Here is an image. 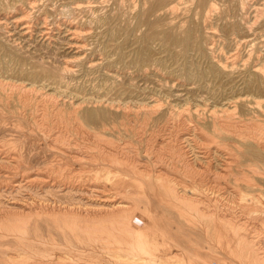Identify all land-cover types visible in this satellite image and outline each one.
Segmentation results:
<instances>
[{
  "label": "rangeland",
  "instance_id": "1",
  "mask_svg": "<svg viewBox=\"0 0 264 264\" xmlns=\"http://www.w3.org/2000/svg\"><path fill=\"white\" fill-rule=\"evenodd\" d=\"M88 110L101 112L103 125L87 122ZM219 121L264 138V0H0V264L15 248L1 216L21 219L32 207L91 212L107 196L156 224L155 261L264 260L261 208L247 206L242 218L229 206L264 199V155L220 170L215 146L228 153L244 140L216 133ZM185 162L194 169L183 171ZM183 187L209 202L206 217L175 203ZM213 212L232 217L230 231ZM57 217L33 218L31 233L65 245Z\"/></svg>",
  "mask_w": 264,
  "mask_h": 264
},
{
  "label": "bare ground",
  "instance_id": "2",
  "mask_svg": "<svg viewBox=\"0 0 264 264\" xmlns=\"http://www.w3.org/2000/svg\"><path fill=\"white\" fill-rule=\"evenodd\" d=\"M29 5V4H28ZM76 7L80 6V4H75ZM166 5V4H165ZM67 7V6H66ZM151 7V6H150ZM225 16L226 13H225ZM233 16V15H232ZM29 17V16H28ZM57 18V17H56ZM159 22V21H158ZM67 23V22H66ZM64 24V23H63ZM234 24V23H233ZM232 24V25H233ZM150 28V27H149ZM153 29V28H152ZM235 29V28H234ZM240 29V28H239ZM75 31V30H74ZM151 31V30H150ZM240 31V30H239ZM73 32V31H72ZM153 32V31H152ZM236 32V31H235ZM75 33V32H74ZM226 33V32H225ZM232 33V32H231ZM150 34V33H149ZM231 35V34H230ZM238 35V34H237ZM165 36V35H164ZM170 36V34H169ZM147 37V36H146ZM174 37V36H173ZM168 38V37H167ZM175 39V38H174ZM192 39V38H191ZM166 40V39H165ZM170 40V39H167ZM163 41V40H162ZM165 42V41H164ZM163 42V43H164ZM168 42V41H167ZM181 43V41H176L174 40L173 43ZM193 42V40H191ZM172 44V43H171ZM193 44V43H190ZM215 71V70H213ZM261 76V75H260ZM255 83V82H254ZM250 85V84H249ZM261 86V85H260ZM259 104V102H256ZM160 106V105H159ZM155 107H157L155 105ZM122 112V111H121ZM126 112V110H125ZM129 113L132 114L130 111ZM137 113V112H135ZM147 113V112H146ZM145 115L147 116V114ZM229 113V112H228ZM123 114V113H122ZM127 114V113H124ZM57 116V115H56ZM69 116V115H68ZM101 112L99 111H89L85 112L84 114V119L87 122H96L98 118H100ZM138 116V115H137ZM145 116V117H146ZM217 116V115H216ZM123 117V116H122ZM128 117V116H127ZM56 118V117H55ZM59 118V117H58ZM125 119V117H123ZM57 119V118H56ZM40 120V119H39ZM122 120V119H121ZM126 120V119H125ZM131 120V119H130ZM224 120V119H223ZM229 120V119H228ZM134 121V120H133ZM38 122V121H37ZM131 122V121H129ZM52 123V122H51ZM116 123V122H115ZM121 123V122H120ZM228 123V122H227ZM239 123V122H238ZM250 123V122H249ZM99 124L103 125L102 123V117L99 119ZM130 124V123H129ZM230 124V123H229ZM236 123L234 122V125ZM233 125V124H232ZM233 125V126H234ZM251 125V124H250ZM117 126V125H115ZM121 126V125H120ZM183 126V125H182ZM237 126V125H236ZM262 126V125H261ZM123 127V126H122ZM115 128V127H114ZM113 128V129H114ZM256 128V127H255ZM107 129V127L105 128ZM128 129V128H127ZM195 129L198 132V128L195 126ZM213 129L218 133L219 131L222 134L228 135L229 137L234 136L238 137L242 141L238 147L234 146L232 150H229L228 153L226 150L220 151L219 149L220 146L216 147L215 146V152H213L216 155H219L222 158V163L218 162V165L220 166V170H225V172L230 170L232 167V164H236L237 166H243V163L241 161L237 162L236 160H240L243 157L247 158L249 162H261L262 157L264 155V138L263 140L258 138V134H255L256 136H249L246 138V135L244 136L242 132L239 130H236L234 127L229 126L224 124L222 121H219L217 123V127L213 126ZM244 129V128H243ZM125 130V128H124ZM131 130V129H130ZM129 130V131H130ZM136 130V129H134ZM213 130V132H214ZM126 131V130H125ZM139 131V130H138ZM254 131V130H253ZM264 131V130H263ZM127 132V131H126ZM131 132V131H130ZM246 132V131H245ZM219 133V134H220ZM257 133V132H256ZM246 134V133H245ZM248 135L251 133H247ZM59 135V134H58ZM82 135V133H81ZM120 135V134H119ZM118 135V136H119ZM200 135V134H199ZM203 135V134H202ZM79 136V135H78ZM175 136V135H174ZM218 136V135H217ZM264 136V135H263ZM48 137V136H47ZM80 137V136H79ZM181 137V136H180ZM194 137V136H193ZM198 137V135H197ZM262 137V136H261ZM62 138V137H61ZM69 139V137H67ZM60 139V138H59ZM64 139V138H63ZM71 139V138H70ZM199 139V138H198ZM55 140V139H54ZM222 140V139H221ZM229 140V139H226ZM236 140V139H235ZM52 141V140H51ZM69 141V140H68ZM74 141V140H73ZM171 141V140H170ZM181 141V140H180ZM225 141V140H224ZM54 142V141H53ZM66 142V141H65ZM75 142V141H74ZM77 142V141H76ZM67 143V142H66ZM98 143V141H97ZM216 143V142H215ZM214 143V144H215ZM59 144V143H58ZM219 144V143H218ZM55 145V144H54ZM63 145V144H61ZM71 145V144H69ZM73 145V144H72ZM233 145V144H232ZM82 146V145H81ZM182 146V145H181ZM62 147V146H61ZM74 147V146H73ZM77 147V146H75ZM119 147V145L117 146ZM154 147V146H153ZM186 147V146H185ZM241 147L244 149L242 150ZM70 148V147H69ZM90 148V147H89ZM88 148V149H89ZM152 147H150L151 149ZM158 148V147H157ZM180 148V147H179ZM183 148V147H182ZM223 148V145H222ZM226 148V147H225ZM228 148V146H227ZM146 150V149H145ZM156 150V149H155ZM177 150V148L175 149ZM228 150V149H227ZM94 151H96L94 149ZM147 151V150H146ZM153 151V150H152ZM158 151V150H157ZM117 152V151H115ZM159 152V151H158ZM182 152V151H181ZM101 154L107 155V152L105 150L100 151ZM148 153V152H147ZM153 153V152H152ZM114 154V153H112ZM117 154V153H116ZM127 154V153H126ZM177 155V153H174ZM110 155V153H109ZM121 155V154H120ZM119 155V156H120ZM125 155V154H124ZM154 155V153L152 154ZM158 155V154H156ZM179 155V152H178ZM184 155V154H183ZM123 156V155H122ZM175 156V155H174ZM181 156V155H180ZM185 156V155H184ZM193 156V155H192ZM218 156V157H219ZM114 157V155H113ZM117 157V155H116ZM129 157V156H127ZM132 157V156H131ZM129 157V158H131ZM135 157V156H134ZM160 157V156H159ZM157 157V158H159ZM183 157V156H182ZM186 157V156H185ZM214 157V156H213ZM121 158V157H120ZM156 158V157H155ZM154 158V159H155ZM179 158V157H178ZM145 159H147L145 157ZM113 160V159H112ZM117 160V159H116ZM161 160V159H160ZM189 160V158H188ZM220 160V159H219ZM119 161V159L117 160ZM124 160H122L123 162ZM128 161V160H126ZM134 161V160H133ZM153 161V160H151ZM159 161V160H158ZM175 161H177L175 159ZM187 161V160H186ZM206 161V160H205ZM213 161V160H212ZM112 162V161H111ZM115 162V161H114ZM113 162V163H114ZM150 162V161H148ZM183 162V161H182ZM140 163V162H139ZM158 163V162H157ZM173 163V162H172ZM216 163V164H217ZM245 163V161H244ZM137 164V163H136ZM154 164V163H153ZM163 164V163H162ZM174 164V163H173ZM176 165L178 163H175ZM182 170H190L193 168V163H181ZM115 165V164H114ZM121 165V164H120ZM131 166L133 164L130 163ZM142 165V164H140ZM159 165V164H158ZM157 165V166H158ZM195 165V164H194ZM127 166V165H126ZM156 166V168H157ZM160 166V165H159ZM254 166V165H253ZM138 167V166H137ZM145 167V166H144ZM155 168V170H156ZM176 168V167H174ZM179 168V167H177ZM137 169V168H134ZM149 169V168H147ZM146 169V170H147ZM173 169V168H172ZM194 169V168H193ZM219 169V168H218ZM254 170H263L262 168H259L256 166V168H252ZM177 170V169H175ZM181 170V171H182ZM240 170V169H239ZM250 170V169H249ZM136 171V170H134ZM140 171V170H138ZM145 171V170H143ZM149 171V170H148ZM232 171V170H230ZM235 172V170H233ZM243 171V169L241 170ZM154 172V171H153ZM160 172V171H159ZM196 172V171H195ZM224 172V173H225ZM245 172V171H244ZM252 172V171H251ZM142 173V171H141ZM150 173V172H149ZM162 173V172H160ZM185 173V172H184ZM193 173V172H192ZM218 173V172H217ZM223 173V171H222ZM230 173V172H229ZM250 173V172H249ZM39 174V173H38ZM155 174V173H154ZM183 174V172H182ZM191 174V173H190ZM253 174V173H252ZM142 175V174H140ZM147 175V174H146ZM162 175V174H161ZM160 175V176H161ZM165 175V174H164ZM187 175V174H186ZM202 175V173H201ZM207 175V174H206ZM233 175V174H232ZM238 176L240 174H237ZM245 175V174H244ZM154 176V175H153ZM159 176V175H158ZM159 176V177H160ZM171 176V175H169ZM255 176V175H254ZM25 177V176H24ZM156 177V176H155ZM186 178L188 176H185ZM219 177H222L219 175ZM224 177V176H223ZM241 177V176H239ZM238 177V178H239ZM244 177V176H243ZM246 177V176H245ZM135 178V177H134ZM150 178V177H148ZM192 178H194L192 176ZM207 178V177H206ZM225 178V177H224ZM31 179V178H30ZM37 179V178H36ZM44 179V178H43ZM42 179V180H43ZM185 179V178H184ZM215 179V178H214ZM237 179V178H236ZM235 179V180H236ZM243 179V178H242ZM46 180V179H45ZM157 182L158 181H163L161 178H156ZM177 180V179H175ZM207 180V179H206ZM241 180V179H240ZM249 180V179H248ZM174 181V179H173ZM173 181H169V183H174ZM188 181V180H186ZM190 181V179H189ZM204 181V180H203ZM243 181V180H242ZM246 181V180H245ZM191 182V181H190ZM194 182V181H193ZM192 182V184H193ZM238 183V181H235ZM249 182V181H248ZM13 183V182H12ZM34 183V182H33ZM38 183V182H36ZM179 183V182H178ZM178 183L174 184L177 186H180ZM240 183V182H239ZM243 183V182H242ZM45 184V183H44ZM195 184V183H194ZM250 184V183H249ZM66 185V184H65ZM64 185V186H65ZM200 185V182H199ZM205 185V184H203ZM253 184H250L248 186H252ZM257 185V184H256ZM254 184V187L256 186ZM45 186V185H44ZM51 186V185H50ZM176 186V187H177ZM237 188H239V184H235ZM245 186V185H244ZM247 186V187H248ZM260 186V185H259ZM55 187V186H54ZM63 187V185H62ZM73 187V186H72ZM156 187V185L154 186ZM162 187V184L159 186ZM185 187V186H184ZM183 187V188H184ZM47 188V187H46ZM57 188V187H55ZM76 187H74L75 189ZM96 188V187H95ZM180 188V187H179ZM206 188V187H205ZM204 188V189H205ZM259 188V187H258ZM257 188V189H258ZM262 188V187H261ZM69 189V188H68ZM169 189V188H167ZM175 189V188H174ZM174 189H171L174 190ZM188 189V188H186ZM181 189L178 194H175V203H177L181 207H189L188 210L189 216L192 218L193 212H191L192 207H195L197 211L194 213L197 215L198 213L201 214V217L205 216V214L210 213L209 208V202L206 203L204 201V198L196 193L195 190L192 189V191ZM200 189V188H199ZM203 189V190H204ZM226 190V189H225ZM259 190V189H258ZM100 191V190H99ZM169 191V190H168ZM263 191V190H260ZM170 192V191H169ZM168 192V193H169ZM205 192V191H204ZM221 192V191H220ZM235 192V191H234ZM100 193V192H99ZM219 193V192H218ZM117 194V193H116ZM213 194V193H212ZM222 194V193H221ZM240 194H243L240 193ZM260 194V193H259ZM167 195V194H166ZM215 195V194H214ZM95 196V195H94ZM93 196V197H94ZM113 196H115L113 194ZM112 196V197H113ZM172 196V195H171ZM234 196V195H233ZM116 197V196H115ZM237 197V196H236ZM241 197V196H240ZM239 197V198H240ZM264 196L262 195L261 198ZM114 198V197H113ZM172 198V197H171ZM249 198V197H248ZM247 197L246 198H241L239 200V203L236 204H230L229 206L232 205L234 207H231V212L236 211V215H240L241 217L247 216L248 211L247 206L249 205L254 206L255 208H261V213L264 214V199L257 198L254 200H249ZM255 198V197H253ZM115 199V198H114ZM172 200V199H171ZM207 201V200H206ZM58 202V201H57ZM60 203V202H59ZM52 204V203H51ZM61 204V203H60ZM34 205V204H33ZM40 205V204H39ZM66 205V204H65ZM74 205V203H73ZM67 206V205H66ZM71 206V205H70ZM75 206V205H74ZM39 207V206H38ZM41 207V206H40ZM54 207V206H53ZM226 207V206H225ZM15 208V207H14ZM17 208V207H16ZM18 209V208H17ZM93 209V208H92ZM95 209V208H94ZM8 210V209H7ZM220 210V209H219ZM257 210V209H254ZM253 211V210H252ZM259 211V210H257ZM55 212L52 207H45L38 211V209L35 207H32L27 210H23L19 213L20 216H23L24 218L21 219H15L9 218V215L1 216L2 218V227L5 228V234L4 238H13L14 239V245L15 248H10L7 246V250L2 252V264H170L172 263L171 261H166V262H158L155 261V256L152 258V252L151 250L153 249L152 246L157 245L156 243V233L154 232L153 235L151 236L150 232L152 231L153 228L154 231L156 229V224H153L152 227L148 223H145L141 221L140 219V214L137 213L135 205L129 204V203H123V202H118L116 203L110 196H107L100 205H97V209L91 211V212H83L81 213L79 210L75 209H59L58 214L53 213ZM218 212V211H217ZM217 212L214 213L213 218L211 219L212 221L217 220L218 225H222L223 228L226 230L231 229L230 226L232 225V217L227 216L225 214L223 215H217ZM225 212V211H224ZM223 212V213H224ZM229 212V211H228ZM233 213V212H232ZM244 213V214H243ZM48 215L51 214L52 216L57 215V219H55V222L58 223L60 228L63 230L62 235H64V244L60 242H55L53 240L46 239L42 237L41 235H38V233H35L33 235L31 233L32 230V219L40 217L41 215ZM216 214V215H215ZM228 214V213H227ZM231 214V213H230ZM211 216V214H209ZM209 216V217H210ZM239 216V217H240ZM243 216V217H244ZM11 217V216H10ZM196 217V216H195ZM206 217V216H205ZM241 217L239 219H241ZM242 217V218H243ZM194 218V217H193ZM237 218V217H236ZM196 219V218H195ZM198 219V217H197ZM209 219V218H208ZM248 219V218H247ZM237 220V219H236ZM244 220V219H243ZM1 221V220H0ZM197 221V220H196ZM234 222V221H233ZM248 222V221H247ZM210 223V222H209ZM240 223V222H239ZM249 223V222H248ZM200 224V222L198 223ZM213 224V223H212ZM238 224V223H237ZM246 225V224H245ZM245 225L240 224V229H236L233 231L234 234H236V237L238 233H244L246 230H242L245 228ZM161 226V225H160ZM247 226V225H246ZM264 226V225H263ZM205 227V225H204ZM208 227V226H207ZM221 227V226H220ZM235 227V226H234ZM237 228V227H236ZM34 229V228H33ZM222 229V227H221ZM235 229V228H234ZM246 229V228H245ZM54 230V229H53ZM172 230V229H171ZM35 231V230H33ZM169 231V230H168ZM221 231V230H220ZM259 231V230H258ZM44 232V231H43ZM47 232V230H46ZM166 232V231H165ZM42 233V232H41ZM180 233V232H179ZM76 234L73 240L76 241L74 243L71 240V237H65L67 235H71L72 237ZM167 234V233H166ZM169 234V233H168ZM224 234V232H223ZM222 234V235H223ZM227 234V232H226ZM225 234V235H226ZM208 235V234H207ZM212 235V234H211ZM88 237L89 240L85 244L82 240L81 237ZM224 236V235H223ZM222 236V237H223ZM227 236V235H226ZM49 237V236H48ZM235 237V236H233ZM257 237V236H256ZM69 238V239H68ZM241 238V237H240ZM243 239V238H242ZM244 241V240H243ZM249 241V240H248ZM254 241V240H253ZM242 242V241H241ZM257 242V241H256ZM255 242V243H256ZM261 242V240H260ZM240 243V242H239ZM238 245H241L239 244ZM254 243V242H253ZM254 243V244H255ZM243 244V243H242ZM246 244V241H245ZM260 244V243H258ZM178 245V244H177ZM256 245V244H255ZM254 245V246H255ZM6 246V245H5ZM228 246V245H227ZM237 246V245H236ZM242 246V245H241ZM41 247V250L39 249ZM89 247V248H86ZM179 247V246H178ZM181 247V246H180ZM243 247V246H242ZM241 247V248H242ZM249 247V246H248ZM251 247V246H250ZM253 247V246H252ZM259 247V246H258ZM238 249V248H237ZM262 249V248H261ZM246 249L244 248L243 251ZM251 250V249H250ZM256 250V249H254ZM264 250V249H263ZM55 251H59L57 253H54ZM158 251V250H157ZM252 252V251H251ZM261 251L260 253H262ZM255 253V252H254ZM239 254H241L239 252ZM238 254V255H239ZM243 255V254H242ZM254 255V254H253ZM255 254L254 256H256ZM264 255V254H263ZM175 256V257H174ZM174 259H177L178 256L174 255ZM194 256V255H193ZM247 256V255H246ZM244 256V258H246ZM261 256V255H260ZM165 257V256H164ZM237 257V256H236ZM243 258V257H242ZM106 259V260H105ZM250 259V258H249ZM252 260V259H251ZM260 260V259H259ZM103 261V263L101 262ZM250 261V260H249ZM180 264H186L187 261L182 258L179 261H177ZM203 262V261H202ZM250 264H256L252 261H250ZM257 264H264V260H261L260 262L258 261Z\"/></svg>",
  "mask_w": 264,
  "mask_h": 264
}]
</instances>
